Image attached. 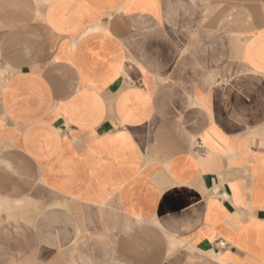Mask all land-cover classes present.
<instances>
[{
    "label": "crops",
    "instance_id": "obj_1",
    "mask_svg": "<svg viewBox=\"0 0 264 264\" xmlns=\"http://www.w3.org/2000/svg\"><path fill=\"white\" fill-rule=\"evenodd\" d=\"M0 264H264V0H0Z\"/></svg>",
    "mask_w": 264,
    "mask_h": 264
},
{
    "label": "built area",
    "instance_id": "obj_2",
    "mask_svg": "<svg viewBox=\"0 0 264 264\" xmlns=\"http://www.w3.org/2000/svg\"><path fill=\"white\" fill-rule=\"evenodd\" d=\"M219 242V246L221 247V248H225V247H227V245H228V243L225 241V240H219L218 241Z\"/></svg>",
    "mask_w": 264,
    "mask_h": 264
}]
</instances>
